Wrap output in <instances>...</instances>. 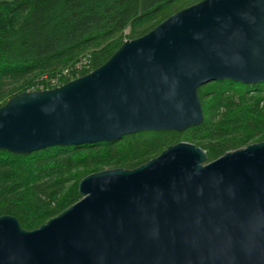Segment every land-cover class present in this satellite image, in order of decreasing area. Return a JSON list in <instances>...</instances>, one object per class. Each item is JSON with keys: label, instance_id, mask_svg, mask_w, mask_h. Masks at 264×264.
<instances>
[{"label": "water", "instance_id": "obj_1", "mask_svg": "<svg viewBox=\"0 0 264 264\" xmlns=\"http://www.w3.org/2000/svg\"><path fill=\"white\" fill-rule=\"evenodd\" d=\"M264 83V0H201L93 71L0 107V150L113 142L198 126V89ZM188 142L84 177L38 229L0 216V264H264V141L206 163Z\"/></svg>", "mask_w": 264, "mask_h": 264}, {"label": "trees", "instance_id": "obj_2", "mask_svg": "<svg viewBox=\"0 0 264 264\" xmlns=\"http://www.w3.org/2000/svg\"><path fill=\"white\" fill-rule=\"evenodd\" d=\"M199 1L0 0V107L20 93L53 89L93 71L124 41ZM198 96L203 120L182 132H141L26 155L0 150V216L32 231L78 202V184L90 174L135 169L179 142L201 148L210 163L264 141V83L215 81Z\"/></svg>", "mask_w": 264, "mask_h": 264}, {"label": "built area", "instance_id": "obj_3", "mask_svg": "<svg viewBox=\"0 0 264 264\" xmlns=\"http://www.w3.org/2000/svg\"><path fill=\"white\" fill-rule=\"evenodd\" d=\"M82 65H83V64H78V65H76V68L80 70L81 67H82Z\"/></svg>", "mask_w": 264, "mask_h": 264}]
</instances>
